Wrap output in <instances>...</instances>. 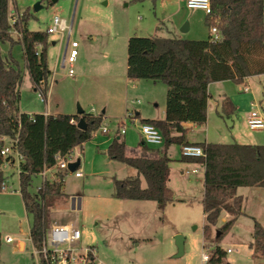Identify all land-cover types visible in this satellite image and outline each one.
<instances>
[{"label": "trees", "instance_id": "obj_1", "mask_svg": "<svg viewBox=\"0 0 264 264\" xmlns=\"http://www.w3.org/2000/svg\"><path fill=\"white\" fill-rule=\"evenodd\" d=\"M15 0H0V168L4 161L1 148L3 136L18 139V150L23 155L20 173V193L26 211L33 220L30 238L40 250L49 228L48 201L62 195L66 170L57 172V179L47 181L38 192H31L33 178L44 167L57 165V156H66L75 147L82 146L93 137L103 124L104 114L90 112L79 114H29L20 110V87L25 71L9 51L3 57L1 45L23 47L25 69L33 88L46 101L50 89L52 70L48 66L47 47L49 33L31 30L28 21L32 17L26 10L17 18L16 28L21 39H14L9 32V6ZM215 23L206 17L210 27L217 25L220 39L194 40L181 37H150L133 35L127 46V77L130 80L150 79L167 86L166 115L164 119H143V123L155 125L164 136V147L159 157L146 155L151 149L141 145L143 155H128L127 144L116 136L106 154L137 169L138 175L119 179L113 177V196L121 200L156 201L160 208L174 202V191L169 186L171 158L167 150L172 144L201 146L204 156L182 157L181 160L197 162L205 167L202 207L205 216L203 234L205 244L210 243V262L226 264L227 250L220 242L244 213L245 198L238 194L240 187H264V144L238 142H199L187 139L188 128L184 123L205 124L208 102L211 97L209 84L232 80L243 84L253 75L264 74V0H211ZM237 107L229 97L222 100L221 113L231 117ZM86 129L78 127L80 119ZM68 172V171H67ZM141 176L146 185L143 186ZM5 180L0 169L1 184ZM222 212L230 218L218 227L220 235H213ZM2 235L0 233V249ZM249 247L255 257L264 258V225L254 219L252 241ZM39 264H51L43 255ZM229 264V263H228Z\"/></svg>", "mask_w": 264, "mask_h": 264}, {"label": "rangeland", "instance_id": "obj_2", "mask_svg": "<svg viewBox=\"0 0 264 264\" xmlns=\"http://www.w3.org/2000/svg\"><path fill=\"white\" fill-rule=\"evenodd\" d=\"M39 2L42 7L35 10L34 7ZM15 5L12 1L10 2L9 15L20 17L24 11L28 10L32 15L28 21V28L31 30L45 31L56 15L67 19L69 23L75 16L71 40L77 39L91 45V35H95L97 40L93 48L100 52L98 55L100 59L103 58V49L109 44L110 48L106 49V53L110 51L113 70L98 79L92 80L89 77L83 80L86 84H93L100 93L99 96H104L114 88L115 92H119L118 89H120L123 95L126 93L128 39L116 35L122 34L127 24L132 36H153L156 27H159V34L168 35L160 23L167 20L173 21L177 26L179 24V29L186 23L192 24L193 30L183 34L187 39L204 40L210 36V29L205 20L206 14L203 11L188 8L184 0H15ZM50 37V41H57L54 55L59 53L62 59L65 49L64 46L60 47L62 34L53 33ZM67 37L68 32H65V41ZM14 39L17 38L14 37ZM10 50L12 56L19 61L21 68L26 72L21 45L17 44L12 48L8 43L1 45L3 57L8 56ZM70 50L71 47L68 54ZM73 69L75 71L73 74H70L69 64L64 69H60L58 85H66L65 92L69 95L70 104L75 112L79 107L86 112H90L94 107L97 111L96 115L100 114L102 108L95 102L89 104L88 101L81 102L80 99L74 98L73 94L77 95L78 88L74 87L75 81L72 80L79 75L76 63H73ZM128 80L129 100L139 99L141 101L139 107L146 105L151 110L161 108H157L156 104L163 105L166 98L167 86L163 82L150 79L130 80L128 78ZM246 85L250 87L249 91H244ZM230 88L240 104L238 113L234 117L236 129L240 131L245 141L264 144V129L251 130L247 124L248 115L253 109H257L252 106V103L257 104L264 113V74L253 75L243 84L233 83ZM20 93V107L23 111L46 109V101L40 97L39 91L32 88L28 76L21 84ZM126 111L125 105L118 106L115 114L117 116L104 118L102 125L110 129L109 134L98 129L83 148L80 146L74 148L71 162L80 165L83 176L76 177L75 172L66 171L62 195L48 201L49 219L53 212L66 211L78 215L83 232L82 247L94 244L98 258L107 264H203L202 256L206 252L203 234L205 216L199 185L191 186L188 182L174 181L173 183L180 190L174 202L169 203L165 208H160L156 201L119 200L113 196L114 176L124 179L138 175L136 168L112 160L105 153L108 144L115 137L116 130L121 129V120ZM136 122L126 121L127 135H123V138L127 140L128 147L140 150L139 143L142 139L135 127ZM230 124H233V120ZM193 137L200 138L201 134L198 133ZM226 139L230 141V136ZM170 154L180 160L178 144H172ZM14 171L13 169L8 172L7 192L0 191V233L2 235L0 264H38L34 246L28 239L33 218L25 209L21 193L15 191L19 187V177ZM188 176L193 179L196 175L191 173ZM141 179L145 186L144 177L141 176ZM41 183V177H34L30 191L36 192ZM239 193L245 198V212L220 242L223 248L233 249L227 254L225 262L226 264H264V258L255 257L254 250L249 247L252 241L254 219L264 225V187H241ZM68 194L83 196L80 210H71L65 206ZM229 218L230 215L227 212H222L218 226L213 228V235L218 234V227ZM177 235H182L184 238V252L181 255L176 243ZM8 236L13 238L21 236L26 239V249L13 252L14 242L8 243L6 241ZM206 243L209 247L210 243ZM92 248L95 249V247Z\"/></svg>", "mask_w": 264, "mask_h": 264}, {"label": "crops", "instance_id": "obj_3", "mask_svg": "<svg viewBox=\"0 0 264 264\" xmlns=\"http://www.w3.org/2000/svg\"><path fill=\"white\" fill-rule=\"evenodd\" d=\"M56 1H58V0H56ZM184 2H185V0H184ZM197 11H203V10L197 9ZM206 17H207V15H206ZM74 21H75V16H73V18L70 22V23H72V26L74 24ZM160 23L162 24L161 26L164 27L163 29H164V31L167 32L168 35L159 34L158 33L159 27H156V32L154 35H159V36H163V37L187 38V37H184L183 34L186 32H189V31L191 32L193 30L192 24L191 25L189 24V28L186 31H182L181 30L182 28L181 29L178 28L179 24L177 26L176 23H174L171 20H167L166 22L160 21ZM50 24L47 25V28ZM47 28L45 31H47ZM124 29L125 30L122 33L123 35L117 34L116 36L121 37L123 39L126 38L129 40V38L132 36L131 35L132 33H130L131 30H130V27L128 26V24L126 25V27ZM72 33H73V29H72ZM64 37H65V35H62V38L60 40V47L62 48L64 46V48H65L64 49V55H63L62 59H61V56L59 53L57 55H54V49L56 47L57 41H55V40L50 41L51 37H49L50 43H49V46L47 47V61H48V66L52 70L53 74L51 77L50 89H49L48 96L46 99V106H47L46 109L44 111H27L26 112V111H23L20 107L21 112H26L29 114L43 113L46 115H49V114L56 115V114H62V113L77 114V111L75 112V109L70 104L69 95H66V92H65L66 85H64V86L58 85L59 84L58 76L60 75V69H64L66 67L67 63H65V59L67 58L68 51L70 49V45L68 44V38L65 41ZM91 37H92L90 40L92 43L91 45L86 44L83 41L82 42L79 41L78 56H77L76 60L73 62V63L77 64V67L79 70L78 78L75 77L72 80V81H75L74 87L78 88L77 95L73 94V96H75L74 98L76 100L80 99L81 102L88 101L89 104H94V102H95L96 104H98L100 106V108H102V111L100 110V112L104 114V118L111 117V116H117V115H115L117 107L118 106L122 107L123 105H125L127 107L126 113L128 111H133L135 113L136 118H137V120H136L137 122L134 124H135V127H137V130H138V132L141 136V139H142V141L139 143L140 148H141V145H147L151 150L148 151L146 153V155L149 157H159L161 155V152H162L161 150H163L164 144L156 145V146L146 144L144 139H143L142 134L140 133L138 122H142L143 119H164L165 115H166V98L164 99L163 105H161V103L156 104L157 108L161 107L159 110H151L146 105H142L139 107L138 105H141V101L139 99L129 100V97H128L129 91L127 88L128 84H129V82H127V80H128V77H127L128 63L126 65V76H125L126 77V93H125V95L122 94L120 89H118V91L120 93L117 91L115 92V88H114V90H110V92L107 94H104V96L102 95V93H101L102 96H99L100 93H98V90L96 89V87L93 86V84H91V83L86 84L85 83L86 81H83V80H85L84 78H89V77L92 80L98 79L99 77H101L105 73L112 71L113 70V62L111 59L110 51H108L106 53V49L110 48L109 44L107 45L108 47L103 49V52H102L103 58L100 59V56H98V55H100V52L95 50V48H93L94 43H96L97 37L95 35H91ZM191 38H194V37H191ZM74 40H77V39H74ZM21 49H22L21 50L22 56L24 58L22 45H21ZM96 57H98V58H96ZM74 73H75V71H74ZM26 76H28L30 79V76L27 73V71L25 72L24 78H26ZM23 81H24V79H23ZM30 83H31V86L33 88V84H32L31 79H30ZM233 83H235V82L232 80H224V81L212 82L209 84V93H210L211 97H210L209 102H208L207 122L205 124H201V125L193 124V123H184V127L188 128V130H189L187 133V139L189 142L199 143V142L205 141V142H219V143L238 142L241 144H259V143H255V142L250 143L248 141H245L243 139L244 138L243 135H242V137H243L242 138L240 131L236 129L234 117L238 113V109L240 108V104H239V100L237 99V97L230 91V89H231L230 87H231V85H233ZM237 85H239V84H237ZM20 90H21V87H20ZM116 93H119V94H116ZM40 97H41V95H40ZM225 97H229L237 107L236 113H234L231 117L224 116L221 113L222 100ZM89 98H91L90 99L91 101L88 100ZM94 99H96V100H94ZM129 104H131V106H129ZM92 108H94V107H92ZM95 111H96V109H95ZM231 120H233V124H230ZM229 124L231 126H229ZM109 132H108V134H109ZM198 133L201 134L200 138L193 137V135H196ZM123 135H125V136L127 135V129H126V132L124 134H121L120 129L116 130L115 137L120 136L121 138H123ZM229 136H230V139H229L230 141H227L228 139H226V138ZM124 140L127 143V140L126 139H124ZM112 141H113V139L108 144L106 151H107L109 145L112 143ZM84 144L81 146L82 148H83ZM171 147H172V145L168 148L167 155L172 160L170 162L171 175H170V180H169V186L174 191V198L176 199L175 196H177L180 189H178L177 185H175L173 182L174 181L175 182L181 181L184 183L188 182V183H190L191 186L199 185L200 192H201L200 200L202 202L203 195H204V176H205L204 165L197 163V162H189V161L181 160V158L183 157V155L181 153V148H182L181 145H179L180 153H181L180 160L172 157L170 154ZM106 151H105V153H106ZM127 153H128V155H134V156L144 154L142 148L140 150H135V149H131L130 146L129 147L127 146ZM176 160H178V162ZM71 163H73V162H71ZM77 168H79L83 174V170H82V168H80L79 164H77L75 169H77ZM11 170H13V169H9V170L5 171L4 176L7 177V179H9L8 178L9 177L8 172ZM191 173L196 175L195 178H193V179L189 178L188 175ZM82 176H80V177H82ZM18 177H19V175H18ZM35 177H38V176H35ZM114 177H116V176H114ZM19 185H20V177H19ZM239 189H238V194H240ZM3 192H7V191H3ZM16 192L20 193L19 187L16 188ZM240 195H243V194H240ZM82 197L83 196L79 195V194H76V195L68 194V197H67L66 202H65V206H68L71 210H80L82 207V200H83ZM119 200H121V199H119ZM244 212H245V210H244ZM78 217L79 216L73 214V212H66V211L65 212H53V213H51V216H50L49 227H51L53 224H73V225H75L81 229ZM30 229H31V225H30L29 233H28V239L31 241ZM81 231H82V229H81ZM8 237L12 238L11 242H8L6 239V241L8 243L14 242V245H12V251L13 252L24 251L26 249V246H27L26 239L22 238L21 236L14 237V238L12 236H8ZM82 237H83V232H82ZM31 243H32V241H31ZM32 245H33V243H32ZM80 245L82 246V238H81ZM87 246L95 247L96 252H97V248L94 244H89ZM34 251H36L35 247H34ZM37 263L39 264L38 261H37Z\"/></svg>", "mask_w": 264, "mask_h": 264}, {"label": "built area", "instance_id": "obj_4", "mask_svg": "<svg viewBox=\"0 0 264 264\" xmlns=\"http://www.w3.org/2000/svg\"><path fill=\"white\" fill-rule=\"evenodd\" d=\"M188 8L191 9H200L203 10L207 16H210L215 23L218 22V19L214 17L211 0H185ZM17 17L9 15L10 30L12 36L17 39L22 38L21 32L16 28L15 24ZM72 23L65 18H62L58 15L54 16L52 23L48 26L47 32L49 34L60 33L65 35V32H68V44L71 47L70 53L65 59V63L70 66V74L74 73L73 62L78 56V40H71L72 35ZM210 35L213 40L220 39L221 35L217 25L210 27ZM250 87L245 86L244 91H249ZM41 95V94H40ZM42 97V96H41ZM252 106L257 109H253L247 118V124L251 130H262L264 129V113L258 108V105L252 103ZM90 113L96 115L94 108L90 110ZM32 115V114H31ZM130 120L131 122H136L137 118L133 111H128L121 120V134H124L127 129L126 121ZM104 133H108L110 129L106 125H102L100 128ZM139 130L143 136V139L146 144L149 145H162L164 144V136L162 132L151 123H139ZM2 140L4 145L1 148V154L4 157V161L1 165V170L5 174L6 170L14 169L19 177L21 173V163L24 158L21 152L18 150V139L11 138L9 136H3ZM181 153L184 157H201L204 156V151L201 146L194 144H184L181 148ZM73 155V150L68 153L66 156H57L58 162L57 165L53 168L44 167L43 171L37 176L42 178V183L37 187L36 192H38L45 182H53L57 179V172L59 170L69 171V164L71 163ZM14 171V172H15ZM75 172L76 177L82 176V171L77 168ZM54 176V178L52 177ZM5 180L1 184V190L7 191L9 188L8 181ZM16 191V189H15ZM20 191V185H19ZM82 238V231L79 227L73 224H53L46 231L43 246L40 250L36 249L35 254L37 255V261L40 262V256L43 255L44 258L51 264H107L97 257V252L94 248L82 247L80 245ZM8 242L12 241L11 237L7 238ZM210 248L205 247L206 252L203 253L202 260L203 264H213L210 262ZM233 249L228 248L227 252L231 253Z\"/></svg>", "mask_w": 264, "mask_h": 264}, {"label": "water", "instance_id": "obj_5", "mask_svg": "<svg viewBox=\"0 0 264 264\" xmlns=\"http://www.w3.org/2000/svg\"><path fill=\"white\" fill-rule=\"evenodd\" d=\"M35 10H39L41 8V4L40 2L38 4L35 5ZM189 28V24L186 23V25L181 29L182 31H186ZM85 112V110L81 107L78 108L77 114L82 115ZM78 127L81 129H86L87 128V123L85 122V120L83 118L80 119L79 123H78ZM77 164L74 163H70L69 164V169L71 171H74L76 168ZM220 235V232L218 231V234ZM176 243L179 249V255L183 254L184 252V238L182 235H177L176 236Z\"/></svg>", "mask_w": 264, "mask_h": 264}]
</instances>
